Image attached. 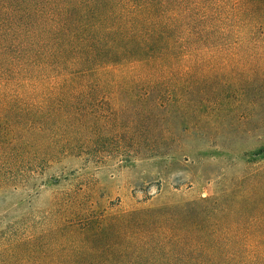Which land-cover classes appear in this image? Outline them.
Returning a JSON list of instances; mask_svg holds the SVG:
<instances>
[{
  "label": "trees",
  "instance_id": "16d2710c",
  "mask_svg": "<svg viewBox=\"0 0 264 264\" xmlns=\"http://www.w3.org/2000/svg\"><path fill=\"white\" fill-rule=\"evenodd\" d=\"M202 126L254 136L236 155L264 162V0H0V198L58 183L65 155L162 158ZM262 166L114 214L55 192L45 228L1 231L0 264H264Z\"/></svg>",
  "mask_w": 264,
  "mask_h": 264
},
{
  "label": "rangeland",
  "instance_id": "374dc122",
  "mask_svg": "<svg viewBox=\"0 0 264 264\" xmlns=\"http://www.w3.org/2000/svg\"><path fill=\"white\" fill-rule=\"evenodd\" d=\"M172 114L176 115V110ZM169 123L176 132L182 127L178 119ZM203 130L180 135V150L162 158L136 159L132 154L127 157L111 154L110 144L101 150L83 151L81 156L65 155L44 174L57 178L58 183L52 185L48 181L35 187L31 181L7 192L6 199L0 198V233L20 227L14 224V218L20 214L37 229L45 228L49 200L55 192L75 191L79 205L114 214L142 204L169 201L175 195L188 199L212 197L221 190L234 188L236 176L241 173L245 176L242 185L248 186L254 168L260 169L264 162L255 167L247 162L245 166L250 157L244 159L236 154L251 148L255 137L227 128L214 135ZM210 145L224 146L227 149L223 150L229 154H211L207 151ZM236 150L238 153L231 154ZM7 221L13 223L6 227Z\"/></svg>",
  "mask_w": 264,
  "mask_h": 264
}]
</instances>
